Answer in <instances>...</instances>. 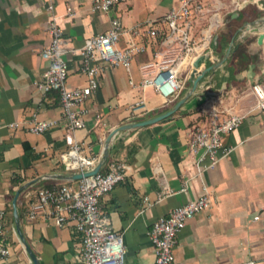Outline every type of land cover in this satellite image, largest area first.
<instances>
[{"label":"crops","instance_id":"0c3cea01","mask_svg":"<svg viewBox=\"0 0 264 264\" xmlns=\"http://www.w3.org/2000/svg\"><path fill=\"white\" fill-rule=\"evenodd\" d=\"M48 1L0 0V209L5 212L3 239L11 249L0 264H32L11 218L14 192L30 180L33 182L18 196L17 209L22 232L40 264H81L75 255L82 235L73 223L59 226L51 218H27L36 190L77 184V179L69 177L73 172L61 161V154L73 141L81 144L82 156L97 157L95 166L113 128L165 112L187 95L169 116L113 136L100 169L105 170L112 159L124 162L128 169L125 178L99 198V211L122 236L125 264H154L147 234L152 222L197 198L203 182L209 204L178 233L175 260L184 264H264V110L254 107L250 90L253 82L264 86V41L257 42L258 33L264 31V0H202L206 7L217 10L221 24L210 41L208 63L206 57L199 63L205 67L223 59L222 64L206 72L191 92L190 66L184 62L178 73L183 85L170 98L151 87L129 85V77L136 83L140 79L139 64L164 48L157 37L156 44L133 57L129 71L117 66L100 74L98 88L86 102L85 126L72 132L65 126L57 93L42 94L35 85L47 66L40 50L50 40ZM177 3L126 0L104 13L91 10L92 0H53V13L63 29L66 49L81 48L85 39L105 31L114 16L124 30L118 42L123 47L130 39L147 43L148 22L161 29L159 20ZM68 7L73 10L71 16ZM209 16L210 12L197 19L200 25L192 29L195 40ZM64 58L67 85H83L86 77L79 71V54L68 51ZM139 99L144 105L133 108ZM213 106L230 108L243 119L221 138L232 151L198 178L187 141L196 125L207 124V110ZM33 114L59 123L41 134L31 133L26 125ZM13 121L22 125L5 126Z\"/></svg>","mask_w":264,"mask_h":264},{"label":"built area","instance_id":"2783aa9c","mask_svg":"<svg viewBox=\"0 0 264 264\" xmlns=\"http://www.w3.org/2000/svg\"><path fill=\"white\" fill-rule=\"evenodd\" d=\"M125 1L92 0L91 10L105 13ZM238 1L240 0H236ZM46 8L50 13L47 21L50 40L40 50V56L47 61V66L35 85L42 94L57 93L62 118L67 130L71 132L85 126V116L88 114L86 102L98 88L100 74L108 67L117 66L129 71L133 57L145 52L148 45L156 44L158 35L162 36L159 43L164 48L156 49L151 59L139 64L140 79L137 83L131 77L128 83L133 87H151L163 98L176 96L183 85L178 80L182 65L187 61L190 72L193 69L192 63L198 56L205 55L208 58V54H212L210 41L221 24L217 10L209 9L202 0H178L177 6L171 7L159 20L161 29L153 22H148L147 43L130 39L125 46L119 47L118 42L124 30L120 19L114 16L105 31L88 37L82 47L76 50L66 49L64 46L63 29L53 13V0L48 1ZM208 12L209 21L200 30L198 40H195L192 36V23ZM72 14V8L68 7L67 15ZM68 51L77 52L80 56L79 71L86 77L81 86L67 85L68 65L64 54ZM250 90L255 99L254 107L264 110V86L253 82ZM144 103L143 99H139L132 107L139 108ZM207 115V124L196 125L187 141L188 150L194 155L195 175L198 178L232 151L233 147L224 146L221 138L237 128L243 119L242 115L226 107L213 106L207 110ZM58 123L56 119H41L33 114L26 129L34 134H41ZM21 125L22 122L19 121L5 124L11 129ZM80 150L81 144L73 141L68 150L61 154V161L68 171L82 172L94 167L97 157L82 156ZM127 169V164L112 159L107 162L105 170L99 169L93 175L77 179L75 186L60 183L41 187L36 190L34 200L28 205L27 218H51L59 226L73 223L82 235L81 245L75 255L81 264H125L122 236L111 229L108 219L100 213L98 200L125 178ZM201 189L202 193L197 198L174 207L152 222L147 234L154 251V264H184L175 260L173 248L178 233L186 223L209 204L208 188L203 182ZM181 190H185V187ZM143 200L146 201L147 197L144 196ZM4 226L5 212L0 209V261L6 260L11 254L9 245L3 239ZM243 264H253V261Z\"/></svg>","mask_w":264,"mask_h":264},{"label":"water","instance_id":"95a60500","mask_svg":"<svg viewBox=\"0 0 264 264\" xmlns=\"http://www.w3.org/2000/svg\"><path fill=\"white\" fill-rule=\"evenodd\" d=\"M254 30H257V28H255ZM263 41H264V31H261V32L258 33L257 42H258V44H261ZM204 57H205V55H200L192 63L193 69L190 72V77L192 78L191 92L194 90V88L196 87L197 82L203 77V75L206 72H208L209 70L214 69L215 67L220 66L222 64V62H223V59H221L218 62L211 63V64L203 67V66H200L199 62ZM206 62L208 63V58H206ZM187 96L179 99L174 104V106L172 108H170L167 111L162 112V113H160V114H158L156 116H153L151 118H147V119H144V120L136 121V122L123 124V125L117 126L116 128H113L108 133V135L106 136V138L104 140V146H103V150H102V154H101V158H100L99 162L93 168H91L89 170H84L82 172L81 171L73 172L72 174H70L69 177L71 179H80L82 177L95 174L100 169V167L102 166L104 161L106 160V158L108 156V153H109L110 142H111L113 136L116 133H118L121 130L136 128V127H140V126H143V125H146V124L154 123V122H157V121L169 116L170 114H172L185 101ZM32 182H33V180H30V181H27V182L21 184L16 189V191L14 192V195H13L12 200H11L12 217H13V222H14V225H15L16 233H17V235H18V237L20 239V242L22 243V245L24 247L25 252L28 254V256L30 258V261L32 262V264H40V261L38 260L37 256L34 254L33 250L31 249L30 245L28 244V242H27V240H26V238H25V236H24V234L22 232L21 223H20V216H19L18 209H17L18 196Z\"/></svg>","mask_w":264,"mask_h":264},{"label":"rangeland","instance_id":"374dc122","mask_svg":"<svg viewBox=\"0 0 264 264\" xmlns=\"http://www.w3.org/2000/svg\"><path fill=\"white\" fill-rule=\"evenodd\" d=\"M247 7V6H246ZM245 7V9L248 11V14L250 15V16H252L253 15V12L251 11V9H247ZM249 8V7H248ZM200 24H199V21L196 19V20H194L193 21V23H192V28L193 29H196L198 26H199Z\"/></svg>","mask_w":264,"mask_h":264},{"label":"trees","instance_id":"16d2710c","mask_svg":"<svg viewBox=\"0 0 264 264\" xmlns=\"http://www.w3.org/2000/svg\"><path fill=\"white\" fill-rule=\"evenodd\" d=\"M161 37H162L161 35L158 36L159 41L161 40ZM53 93H55V92H53ZM11 218H12V216H11Z\"/></svg>","mask_w":264,"mask_h":264}]
</instances>
